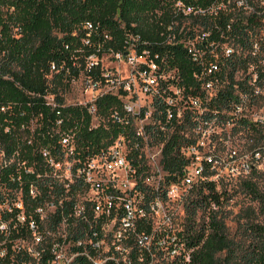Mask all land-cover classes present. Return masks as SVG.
<instances>
[{"label":"built area","instance_id":"1","mask_svg":"<svg viewBox=\"0 0 264 264\" xmlns=\"http://www.w3.org/2000/svg\"><path fill=\"white\" fill-rule=\"evenodd\" d=\"M236 3L257 15L260 32L264 0ZM175 5L183 13L193 10L181 1ZM204 36L184 40L198 69L192 73L189 88L173 80L176 68L167 67L163 59L158 62L157 53L138 51L132 42L124 52L110 53L127 62V77L102 66L99 79L86 77L92 118L98 96L116 95L125 114L120 117L114 112L112 117L133 125V133L116 136L84 159L77 156L69 132L61 135L54 153L40 148L43 177L60 187L61 193H51L33 211L26 208L20 173L33 172L32 166L20 161L17 151L9 156L0 151V175L14 163L17 168L9 178L19 181L8 188L0 176V264H74L80 255L91 264L189 260L184 242L177 237L181 226H174L178 213L172 204L181 202L187 193L185 202L191 189L206 179L218 188L254 171L264 172V39L255 36L248 50L240 47V52H246L244 57L227 45L221 55L212 56L198 46ZM89 59L88 66L97 63L96 58ZM51 70H56L55 65ZM47 102L54 104L53 97ZM32 122L23 123L22 128L30 133ZM177 125L179 133L189 138L179 146L186 163L176 180L166 181L170 173L161 164L162 147ZM27 192L35 198L41 188L31 182ZM180 214H184V203ZM140 220L150 223L149 232L136 231ZM130 238L135 248L129 252Z\"/></svg>","mask_w":264,"mask_h":264},{"label":"trees","instance_id":"2","mask_svg":"<svg viewBox=\"0 0 264 264\" xmlns=\"http://www.w3.org/2000/svg\"><path fill=\"white\" fill-rule=\"evenodd\" d=\"M177 1L202 12L183 13L175 5ZM219 2L0 0V151L6 156L17 151L20 161L25 160L26 165L33 168L31 173L20 172L28 210L33 211L51 193H61L60 187L43 177L45 168L40 148L54 153L59 149L61 135L69 132L77 156L84 159L110 144L116 136L133 133V125L112 117L114 112L120 117L125 114L116 95L106 93L94 100L96 116L102 119L94 126L87 105L63 103L57 90L62 80H69L80 72L85 77L99 79L102 54L124 52L132 42L138 51L148 49L151 56L157 53L158 62L163 59L167 67L176 68V79L173 80H178L180 85L183 82L189 88L193 85L192 73L198 69L184 40L204 34L198 46L213 56L221 55L225 44L248 50L251 39L259 33L261 22L253 11L238 6L236 1L213 9ZM186 20L189 23L183 26ZM91 56L97 63L88 66ZM52 64L56 70H51ZM48 95H53L54 104L47 102ZM31 120H35L36 125L29 133L22 124ZM179 130L177 125L162 147L161 164L170 173L166 181L176 180L186 163L179 146L189 138H184ZM23 132L30 136L25 137ZM133 155L137 157V152ZM132 163L139 166L137 160L132 159ZM16 168L14 163L4 168L0 176L5 187L19 185V181L9 178ZM38 173L43 180L37 177ZM262 174L264 172L254 171L248 177L234 181L247 189L255 200L263 202L264 191H260L256 181L263 177ZM31 182L41 188L40 195L35 198L28 197ZM229 198L226 189L217 188L209 179L191 189L184 202L181 228L176 231L189 252V260L176 264H264V226L247 215L243 229L249 243L237 245L230 235L225 221L227 214L222 208ZM239 222L240 219L236 221ZM150 229L149 222L140 220L136 223V231L149 232ZM132 258L137 263L134 254ZM74 264L91 263L80 255Z\"/></svg>","mask_w":264,"mask_h":264},{"label":"rangeland","instance_id":"3","mask_svg":"<svg viewBox=\"0 0 264 264\" xmlns=\"http://www.w3.org/2000/svg\"><path fill=\"white\" fill-rule=\"evenodd\" d=\"M235 2L238 0H228L226 3L223 0H220L217 3V7L213 6L212 8H218L221 6H225L227 3ZM189 20L183 22V26L187 25ZM196 33H199L197 30ZM256 39L263 38L264 39V28L261 26L259 34L255 37ZM226 45V44H225ZM234 49L236 52L239 51V54H242V57L246 55V52H240V47L229 46ZM101 66L104 69H107L110 73L119 72L120 75L124 78L129 75V67L127 66V62L123 61V59H118L113 57L110 53H103L100 57ZM62 84V85H61ZM57 87L58 93L61 95L63 103L65 105H87L90 97V83L87 81V78L83 73H79L77 76H71V78L63 79L62 83ZM53 95H49L47 100L52 101ZM264 104V102H263ZM102 119L98 116L93 117L91 119L92 125H97ZM35 120L29 125L28 130H31L35 127ZM25 137L30 136L27 132H23ZM263 175V174H262ZM258 186L260 187V191H264V175L263 177L256 179ZM219 189H226L228 191L229 199L224 201L223 210L227 214V218L225 221L227 222L230 235L234 239L237 245H247L249 243L248 236L245 234L243 229V223H245L246 216L254 221L264 226V201H257L254 199L253 195L248 194L247 189L243 188L239 182L232 181L230 183H223L218 187ZM187 196V193L183 196L181 202L172 204L173 211L178 213L174 216V226H181V221L183 220L184 214H180V207L184 203V199ZM182 215V216H180ZM200 215V211L198 212ZM240 219L241 222L236 223V221ZM242 223V224H240ZM129 252L132 251L135 247L133 245V240L130 238L127 242ZM238 251V250H237ZM239 253V251H238Z\"/></svg>","mask_w":264,"mask_h":264}]
</instances>
